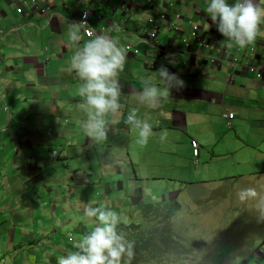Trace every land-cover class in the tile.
I'll return each instance as SVG.
<instances>
[{
    "label": "crops",
    "instance_id": "crops-1",
    "mask_svg": "<svg viewBox=\"0 0 264 264\" xmlns=\"http://www.w3.org/2000/svg\"><path fill=\"white\" fill-rule=\"evenodd\" d=\"M42 1L44 5L40 6ZM26 2L27 0H0V80H3L10 90L8 94L0 96V102L7 101L9 106L14 104L19 107V110L27 109L26 106L31 105L38 114V117L32 116L31 119L37 123L36 126L46 124L48 130L46 135L37 132L35 143L24 141L18 145L10 141V127H6V118L1 113L3 109L6 110V106L0 104V264H43L45 258L41 254L43 255L46 250L50 253V256L47 254V257L51 258L49 262L57 264L52 254L58 250L54 248L53 243L58 240L61 229L67 230L71 226V230L83 236V231H90L95 227L94 219L84 215L85 207L103 205L114 210L115 204L119 205L118 202L108 199L111 187L104 182L105 198L97 195L96 197L100 200L96 201L97 199H93L88 194H81L85 192V185L91 184L94 175L91 177L77 173L72 179L68 169L67 173H62L56 178H54L55 170L45 174V171L50 169L46 163L49 161L51 150L57 151L53 145L57 142L56 139L59 137L74 138L69 131L71 126H67L64 121L70 118L71 121H77L80 124L83 120V132L85 131L86 121L83 118H87V113L80 106L82 99L77 94L82 81L70 67L71 56L76 50V46L68 38L70 26L79 22V12L84 11L85 7L87 8L86 3L91 2L95 10L91 20L95 35H110L109 37L117 40L121 47L133 44L142 49V54L139 56L127 54L124 71L119 74L121 108L118 113L106 117L109 137L115 129L119 131L118 136L120 137H122L121 134L127 133L130 136L134 129L124 123L129 112L135 109L140 119H148L145 111L147 105L139 103L137 98L144 87L142 81L151 78L153 82L158 83L157 85L160 84L156 75L160 67L151 71L150 64L155 63L156 55L160 52L165 54L166 51L171 52L180 47V41L184 38L174 31L175 12L181 15L184 24H188L197 16L208 24L211 21L207 13L209 0H155L154 5L150 6L153 8L151 11L143 4L144 0H129L130 5L127 3V7H123L124 0H114L110 5H98L101 4V0H59L55 4L47 0H35V6L32 7L30 13L26 10ZM235 2L236 0H228V3ZM255 2L264 7V0H255ZM21 7L23 13L20 14L18 9ZM150 14L159 18L156 20V24L157 21L160 24L158 25V37L164 45L158 49L146 35L148 31L144 30L148 29ZM163 15L165 19L161 18ZM169 31H173L172 37ZM81 35L83 36L80 42L82 44L89 38L83 34L82 30ZM256 40L258 47L255 55L249 54L247 46L241 57V65L234 72L224 56L218 55L216 63H213L211 52L205 55L200 49L195 59L190 57L186 62L188 63L187 70H180L181 80L184 81L185 86L179 90L173 88L169 98L176 103L187 104L186 112L178 110L172 113L160 112L157 114L158 117L153 119L154 126L161 128L173 124L185 126L189 131L188 120L199 121L209 115L220 116L224 114L229 105L238 102L246 106L252 104L256 107V112H262L261 107L264 104V24L261 25ZM218 42L222 43L221 38ZM215 47L219 48V51L223 49ZM237 48L232 42L227 46L225 52L228 54L229 61L238 55ZM182 59L185 58L181 54L177 55L175 51L170 61ZM225 64L227 65L226 70H223ZM252 68L260 72L262 77L256 78L251 71ZM194 78H197L195 83L202 84V90H197L200 88L190 83L194 82ZM10 93L13 94L12 98H9ZM193 105H207L210 107V112H198L193 109ZM157 108L159 111L163 110L161 105ZM10 115L12 126H19L20 117L14 116L13 113ZM42 127L44 128V125ZM78 127L80 128L79 125ZM50 131L52 135H48ZM24 133L27 134L26 131L13 133L15 140ZM3 142L7 144L6 148L3 147ZM91 142L88 138V143ZM80 150L84 153L86 147L82 146ZM99 153L100 151H97V154ZM59 155L60 153L56 156L51 154V157L61 160L66 168L65 155ZM97 158L96 164L104 172H110L111 169L108 166H114L113 159L107 153ZM88 160H91L90 156ZM97 179L99 176H96ZM134 179H138L136 173ZM71 184L74 186L72 187ZM76 185L80 190L79 195ZM52 187L57 189L54 190L56 194L52 192L49 195L56 196L57 199L49 208L47 198L44 196L43 199L40 191ZM116 195L119 198L118 187ZM8 201L11 202L7 204ZM37 210L41 211L38 217L40 225L41 219H48L50 227L45 231L49 232L47 235H43L44 231L36 234L32 230L36 226ZM50 211L51 219H49ZM56 212L66 215L58 221L60 226L55 231L56 235L52 236V230L56 225ZM69 241L72 242L70 239ZM58 245L60 249L64 246L70 248L60 241ZM41 246L45 248V251L41 250ZM259 248L264 249V245H260ZM249 258L255 264L264 263L263 253L260 258L256 256ZM246 263L248 264L247 261Z\"/></svg>",
    "mask_w": 264,
    "mask_h": 264
},
{
    "label": "rangeland",
    "instance_id": "rangeland-1",
    "mask_svg": "<svg viewBox=\"0 0 264 264\" xmlns=\"http://www.w3.org/2000/svg\"><path fill=\"white\" fill-rule=\"evenodd\" d=\"M42 5H44L43 1L40 6ZM33 6H35L33 0H27L25 3L29 13ZM75 19H77V15H75ZM173 19V24L180 26L182 30L185 29V39L190 36L193 26H203L204 30L209 27L207 22L198 16L192 20L191 24H184L183 19L175 17ZM157 25H160L158 21ZM144 30L149 31L150 27L148 26V29ZM168 33L170 37L174 34L173 31ZM217 34L222 43L213 44L208 41L212 36L209 33L206 40L208 49L200 50L205 55L210 54L214 46L223 48L226 45L227 38H224L218 31ZM122 48L125 49V46ZM179 49L185 52L183 45H180ZM245 49H241L238 53L239 57L244 55ZM175 51L176 49L171 52L166 51L162 55V59L155 62V66L157 69L166 66L170 73L179 71L176 75L181 79L180 70H187V65L183 63L187 62L190 56L185 53L181 55L185 58L182 61H170ZM176 54L179 55L177 51ZM201 55L203 54L201 53ZM226 66L225 64L223 70H226ZM193 81L190 83L200 88L197 90H202V84L195 83L197 78H194ZM9 92L5 82L0 80V96ZM11 93L9 98L13 96ZM29 101L31 103L32 99L30 98ZM0 104L6 106V110L3 109L1 113L6 118V127H10V141L18 145L24 141L35 143L37 132L42 135L47 134L48 126L46 124H42L44 128L42 125L36 126L37 123L31 119L32 116L38 117L31 105L26 106L27 109L19 110V107L14 104L9 106L7 101L0 102ZM187 106V104H179L171 100L161 104V109H163L161 111L157 110L158 108L147 106L145 110L148 116L147 121L152 125L153 135L149 138L146 146L136 143L137 131L135 129L130 136L127 133L121 134L122 137L118 136L119 131L115 129L114 133L109 134L110 137L107 136L106 141L88 143L86 132H83V120L78 124L77 121L67 118L64 123L71 126L69 131L74 138L59 137L53 144L60 153L59 156L65 155L66 168L61 160L52 159L53 150H51L49 161L46 163L50 169L45 171V174L55 170L54 178H56L62 173H67L68 169L72 179L77 173H83L86 176L94 175V178L91 176V184H86L85 192H81V194H88L93 199H97L96 201L100 200L99 197L105 198L106 186L103 185L104 182L111 187L108 199L119 204L118 206L115 204L114 211L127 217L126 225H141V231L166 227L165 232L172 238V242H161L162 249L158 251L156 257L147 259L141 264H247L246 261L248 264H255L249 257L260 258L261 253L264 254V249L259 248L260 245H264V218H258L259 214L253 210L252 204H241L236 193L246 187H255L258 191L264 192V104L261 107L262 112H256V107L252 104L246 106L238 102L229 105L224 114L228 111H233L236 114L232 121V128H229L228 120L224 118V114L217 117L209 115L199 121L188 120L189 131L185 126L180 125L169 124L161 128L154 126L153 119L158 117V113L166 111L172 113L174 110L186 112ZM192 107L198 112H210V107L207 105H193ZM10 113L20 117L19 126H12ZM83 119L87 121L88 116ZM51 129L53 130V128ZM18 131H26L27 134L24 133L15 140L13 133ZM164 133H166V138L162 140L161 136ZM191 137L197 139L200 146L201 156L197 159L193 156ZM5 143L3 142L4 148L7 146ZM82 146L86 147L84 153L80 150ZM97 151L100 153L97 154ZM106 153L114 161L113 167L108 166L111 169L110 172H104L96 164L97 157ZM88 156L91 160H88ZM195 161L197 162L195 163ZM46 164L45 166H47ZM135 173L138 179H134ZM96 176H99V179L96 180ZM71 186L73 187L74 184ZM117 187L120 192L119 198L116 195ZM76 188L79 195L80 190L77 185ZM54 190L57 189L52 187L40 191L43 199L44 196L47 198L49 208L57 199L56 196L49 195L52 192L56 194ZM97 195L99 197H96ZM10 202L8 201L7 204ZM158 202L165 203V207L170 210H173V204L177 203L179 210L168 223L163 222L159 225L158 221L152 226L155 219L146 221L142 217L140 207L143 204H158ZM36 214V226L32 230L36 234H40L42 231H44L43 235L49 234V232H45L50 227L48 219H41L40 225L38 217H40L41 211L37 210ZM51 214L50 211L49 219H51ZM65 215H61L59 212L55 213L56 225L52 230V236L56 235L55 231L60 226L58 221ZM39 225L42 227L40 228ZM70 228L71 226L67 230L61 229L57 237L58 240L53 243L54 248L58 250L52 254L56 260L74 250L69 237L82 238ZM174 240L180 242L178 249L175 248ZM58 241L65 243L70 248L64 246L60 249ZM186 246L194 250L188 252ZM41 250L45 251V248L41 246ZM47 254L50 256L47 250L43 255L41 254L45 258L43 264H51L49 262L51 258L47 257ZM262 264L264 263L262 262Z\"/></svg>",
    "mask_w": 264,
    "mask_h": 264
},
{
    "label": "clouds",
    "instance_id": "clouds-1",
    "mask_svg": "<svg viewBox=\"0 0 264 264\" xmlns=\"http://www.w3.org/2000/svg\"><path fill=\"white\" fill-rule=\"evenodd\" d=\"M154 1L144 0L143 4L152 6ZM127 3L130 5L129 0H127L123 7H127ZM207 13L211 20L208 23L209 27L204 30V27L200 26L202 31L199 33V35L205 34L204 42L206 43L209 33L212 36L208 41L213 42V44L218 42L220 38H218L217 31L224 38H227L223 49L219 51V48L215 46L212 49L210 56L213 63H216L217 56L221 55L224 56L225 61L231 67L230 62L235 57L229 61L228 54L225 52L230 42L238 47V53L247 46L248 51H250L249 45L255 46L256 50L258 47L256 39L260 33L261 25L264 24V7L256 3L255 0H236L233 4L228 3V0H209ZM175 15L177 19H182L177 11ZM169 17L171 18L170 15ZM161 18L165 19V16L163 15ZM157 19L158 17L151 15L150 20L156 22ZM150 20L149 27L151 30ZM188 23L191 24L192 20ZM85 24L86 22L84 21L76 22L69 28V41L76 46V50L70 59V67L75 71L79 80L82 81L78 87L77 94L82 99L80 106L86 111L88 116L84 125L86 135L91 141L102 142L107 140L109 132L106 117L110 114L118 113L121 108L119 74L124 71L128 53L126 49L119 46L117 40L110 38V35H93L88 32L89 39L81 44L80 42L83 40L81 29L84 28ZM212 24L216 25V38L210 31ZM156 26L159 28L157 24ZM84 31L87 32V29L85 28ZM149 31L146 35H148ZM187 38H190V36ZM189 41L194 48L197 46L195 56L187 53L191 58L194 57L193 59L198 56L200 49H208V47H199L194 39H189ZM178 49L179 47L176 51L179 54H184L179 52ZM236 58H239V62L234 67H231L233 72L241 65V57L237 55ZM155 59L157 61L158 57L156 56ZM153 64H150L151 71L157 70V68H152ZM183 64L187 65L188 63L184 62ZM251 71L256 78L262 77V74L257 70L252 68ZM258 74L260 75L259 77ZM156 75L160 84L157 85L151 78L143 80V90L137 97L139 103L145 104L150 108H157L162 103H166L173 88L179 90L185 86L183 80L175 73H170L164 66H161L156 71ZM235 117L236 114L233 111L224 114V118L228 120L229 128L233 127L232 121ZM124 123L137 131V144L140 146L148 144L149 138L153 135L152 125L147 120L140 119L135 109L128 113ZM49 135H52V131H50ZM165 138L166 133L161 136L162 140ZM192 149L194 156L193 146ZM198 151V155L194 156L196 159L200 157V146ZM56 152L59 153L58 151ZM52 159L55 160V158ZM236 196L241 204H252L253 210L259 214L258 218H264V192L258 191L255 187H246L241 188L236 193ZM140 212L142 214V211ZM84 215L94 219V229L79 239L69 237L74 250L58 257L57 264H132L135 255V243L129 240L120 228L122 223H128L127 217L103 205L85 207Z\"/></svg>",
    "mask_w": 264,
    "mask_h": 264
},
{
    "label": "trees",
    "instance_id": "trees-1",
    "mask_svg": "<svg viewBox=\"0 0 264 264\" xmlns=\"http://www.w3.org/2000/svg\"><path fill=\"white\" fill-rule=\"evenodd\" d=\"M114 0H101V4L98 5H110L113 3ZM127 2V0H124V4ZM123 4V5H124ZM148 10H153L151 8V5H146ZM93 13H95L94 7ZM153 15V14H150ZM154 16V15H153ZM165 203L158 202V204H143L140 207V211H142V217L146 221H155L152 223V226L155 222L159 221V225H161L163 222L168 223L169 220L175 215V213L179 210V205L177 203H174V209L170 210L169 208L165 207ZM121 230L126 234L127 238L129 240L134 241L135 243V255L132 260V264H141V262L147 261V259H154L156 257V254L160 249H162L160 243L161 242H172V238L166 234L165 228L159 229L158 227L149 229L148 231H141L142 227L141 225H126L121 224L120 225ZM147 230V229H146ZM92 231V230H90ZM90 231L85 230L83 231L82 235H85L89 233ZM175 242V248L178 249L180 246V242L174 240ZM177 244V245H176ZM182 247L184 245L182 244ZM188 252H192L194 249L186 246L185 247ZM189 255V254H187Z\"/></svg>",
    "mask_w": 264,
    "mask_h": 264
},
{
    "label": "built area",
    "instance_id": "built-area-1",
    "mask_svg": "<svg viewBox=\"0 0 264 264\" xmlns=\"http://www.w3.org/2000/svg\"><path fill=\"white\" fill-rule=\"evenodd\" d=\"M35 1V0H34ZM33 1V2H34ZM48 2H52L53 4H55L57 1H59V0H47ZM86 6H87V8L84 10V11H81L80 12V14H79V22H81V21H84V22H86V24L84 25V28H82L81 30L83 31V34L86 36V37H88L89 38V36H88V32H91L93 35H95V31H94V28L92 27V22H91V16H92V14H93V8H92V4H91V2L90 3H87L86 4ZM18 12L21 14V13H23V8L21 7V8H19L18 9ZM150 24H151V30L149 31V33H148V37H149V39L151 40V41H153L154 42V47L156 48V49H158V48H161V47H163V45H164V43L162 42V41H159L158 40V36H159V28L156 26V22L154 21V20H150ZM87 29V32L86 31H84V29ZM174 31H175V33L176 34H178V35H181V36H183V34H184V32H185V29L184 30H182V28H180L179 26H177V25H174ZM202 31V29H201V27L200 26H193V28H192V30H191V33H190V38H184L183 40H181V42H180V45H183L184 46V48H185V52L186 53H188L189 55H192V56H195V52H196V50H197V46H196V48H194L192 45H191V43H190V41H189V39H194V41H195V43L199 46V47H208L207 46V44L204 42V39H205V34H201V35H199V33ZM210 31L214 34V37L216 38V25H211V27H210ZM3 33H4V31H3ZM216 40V39H215ZM250 47H249V49H250V54L251 55H253V54H255V46H253V45H249ZM180 48V47H179ZM126 51H127V53L128 54H131V55H133V56H139V55H141L142 54V49L140 48V46H133V45H127L126 46ZM178 51L179 52H183V51H181L180 49H178ZM185 52H183V53H185ZM162 55H163V53H159V55L157 54L156 56L158 57V60H161L162 59ZM157 60V61H158ZM213 61H215L214 59H213ZM239 62V58H234L230 63H231V67H234L237 63ZM152 68L154 69V68H156V66H155V64H153L152 65ZM260 75L258 74V77H259ZM48 134H50V132L48 133ZM192 146H193V148H194V156H197L198 155V153H199V151H198V147H199V145H198V143H197V141H195V140H192ZM57 155V152L56 151H54L53 153H52V156H56Z\"/></svg>",
    "mask_w": 264,
    "mask_h": 264
}]
</instances>
